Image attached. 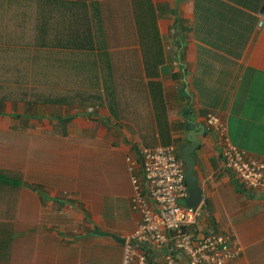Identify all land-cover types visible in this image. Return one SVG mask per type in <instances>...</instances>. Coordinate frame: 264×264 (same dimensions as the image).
<instances>
[{
    "label": "crops",
    "instance_id": "0c3cea01",
    "mask_svg": "<svg viewBox=\"0 0 264 264\" xmlns=\"http://www.w3.org/2000/svg\"><path fill=\"white\" fill-rule=\"evenodd\" d=\"M208 114L264 161V0H0V264H122L126 157L177 151ZM194 156L195 229L264 264V196L209 131Z\"/></svg>",
    "mask_w": 264,
    "mask_h": 264
},
{
    "label": "built area",
    "instance_id": "2783aa9c",
    "mask_svg": "<svg viewBox=\"0 0 264 264\" xmlns=\"http://www.w3.org/2000/svg\"><path fill=\"white\" fill-rule=\"evenodd\" d=\"M205 123L218 140L227 171L240 187L264 196V161L233 146L216 115L208 114ZM137 156L125 159L132 185L130 205L139 221L124 242L122 264H230L236 259L238 250L230 247L226 236L214 231L200 234L195 229L202 216L199 206L179 204L188 193L185 167L176 148L140 147ZM146 248L157 253L155 261L150 260Z\"/></svg>",
    "mask_w": 264,
    "mask_h": 264
},
{
    "label": "water",
    "instance_id": "95a60500",
    "mask_svg": "<svg viewBox=\"0 0 264 264\" xmlns=\"http://www.w3.org/2000/svg\"><path fill=\"white\" fill-rule=\"evenodd\" d=\"M183 94V92H181ZM185 130L187 131V143L182 144L177 149V156L181 159L185 167L184 182L187 187L188 196L179 201L180 205L195 208L201 203H206L203 200L202 190L198 185L197 178L194 174L196 159L194 156L195 150L200 146V137L208 135V129L203 124L196 123L195 116H187L185 119ZM236 190L244 193L246 196H251L249 191L240 188V185L235 181ZM184 229L181 228V231ZM171 235H175L172 232ZM114 237V236H113ZM123 242V240H121Z\"/></svg>",
    "mask_w": 264,
    "mask_h": 264
},
{
    "label": "clouds",
    "instance_id": "9594fccd",
    "mask_svg": "<svg viewBox=\"0 0 264 264\" xmlns=\"http://www.w3.org/2000/svg\"><path fill=\"white\" fill-rule=\"evenodd\" d=\"M208 129V128H207ZM209 131V130H208ZM210 132V131H209ZM247 191V190H246Z\"/></svg>",
    "mask_w": 264,
    "mask_h": 264
},
{
    "label": "rangeland",
    "instance_id": "374dc122",
    "mask_svg": "<svg viewBox=\"0 0 264 264\" xmlns=\"http://www.w3.org/2000/svg\"><path fill=\"white\" fill-rule=\"evenodd\" d=\"M123 258V257H122Z\"/></svg>",
    "mask_w": 264,
    "mask_h": 264
}]
</instances>
